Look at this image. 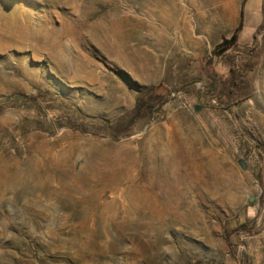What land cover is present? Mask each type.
Instances as JSON below:
<instances>
[{
    "label": "rangeland",
    "instance_id": "obj_1",
    "mask_svg": "<svg viewBox=\"0 0 264 264\" xmlns=\"http://www.w3.org/2000/svg\"><path fill=\"white\" fill-rule=\"evenodd\" d=\"M15 94L0 264H264V0H0Z\"/></svg>",
    "mask_w": 264,
    "mask_h": 264
},
{
    "label": "trees",
    "instance_id": "obj_2",
    "mask_svg": "<svg viewBox=\"0 0 264 264\" xmlns=\"http://www.w3.org/2000/svg\"><path fill=\"white\" fill-rule=\"evenodd\" d=\"M238 29V28H237ZM27 105H32L33 107H37V99L35 96L25 97L19 94L11 95L5 98L0 99V113L3 112L5 106L9 107H25ZM138 105V104H137ZM56 107L62 111V116L60 117V121L53 122L49 125V129H47L48 134H52L56 128H69L73 130H78L84 132L87 129L93 135L100 134L98 131H108L107 133L113 137H117L119 133L116 132V126L118 125L120 118L115 119L113 122H105L103 120H95V119H86L80 116L79 112L69 105L66 101L59 99ZM139 107H144V105ZM142 110V117L147 115L149 109ZM77 121H80L81 128H79ZM76 123V124H75ZM132 121L129 124L132 125ZM128 131L124 133H128Z\"/></svg>",
    "mask_w": 264,
    "mask_h": 264
},
{
    "label": "water",
    "instance_id": "obj_3",
    "mask_svg": "<svg viewBox=\"0 0 264 264\" xmlns=\"http://www.w3.org/2000/svg\"><path fill=\"white\" fill-rule=\"evenodd\" d=\"M233 37H231L230 38V40H225V41H222L218 46H220V45H223V46H225L227 43H229V42H231V41H233ZM217 46V47H218ZM224 51V49L223 50H221V51H219L218 52V54H220V53H222ZM197 108H194V110H196ZM239 167H240V169L241 170H243L244 169V165L241 163V162H239Z\"/></svg>",
    "mask_w": 264,
    "mask_h": 264
},
{
    "label": "bare ground",
    "instance_id": "obj_4",
    "mask_svg": "<svg viewBox=\"0 0 264 264\" xmlns=\"http://www.w3.org/2000/svg\"><path fill=\"white\" fill-rule=\"evenodd\" d=\"M98 29H99V28H98ZM99 31H100V29H99ZM99 31H97V32H99ZM95 32H96V31H95ZM95 32H94V33H95ZM100 33H101V32H100ZM100 33H99V34H100ZM103 33H104V32H103ZM103 33H102V34H103ZM99 34H98V35H99ZM102 34H100V36H101V38H104L105 35H106V33L103 34V35H102ZM93 35H94V34H93ZM96 36H97V35H96ZM100 36H99V37H100ZM94 37H95V36H94ZM97 38H98V36H97ZM105 39H107V38H105ZM105 39H103V40L100 39V41L102 40L103 42H105ZM108 39H109V38H108ZM103 42H102V43H103ZM98 43H100V42H98ZM102 47H103V45H102ZM152 143H153V142H152ZM159 150H160V149H159ZM133 162H134V161H133ZM159 174H160V173H159ZM177 195H178V194H177Z\"/></svg>",
    "mask_w": 264,
    "mask_h": 264
},
{
    "label": "flooded vegetation",
    "instance_id": "obj_5",
    "mask_svg": "<svg viewBox=\"0 0 264 264\" xmlns=\"http://www.w3.org/2000/svg\"><path fill=\"white\" fill-rule=\"evenodd\" d=\"M217 48H221L219 51H221V50H223V49H224V51H225V49H226L227 47H226V45H225V46L220 45V46H218Z\"/></svg>",
    "mask_w": 264,
    "mask_h": 264
}]
</instances>
